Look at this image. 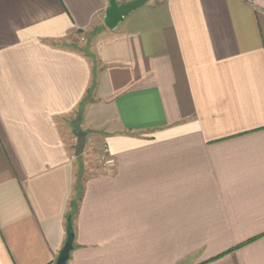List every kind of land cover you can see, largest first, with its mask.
<instances>
[{
    "label": "crops",
    "instance_id": "1",
    "mask_svg": "<svg viewBox=\"0 0 264 264\" xmlns=\"http://www.w3.org/2000/svg\"><path fill=\"white\" fill-rule=\"evenodd\" d=\"M109 4L0 0V264H264V0Z\"/></svg>",
    "mask_w": 264,
    "mask_h": 264
},
{
    "label": "water",
    "instance_id": "2",
    "mask_svg": "<svg viewBox=\"0 0 264 264\" xmlns=\"http://www.w3.org/2000/svg\"><path fill=\"white\" fill-rule=\"evenodd\" d=\"M151 0H129L126 2H119L118 0H109V7L105 11L103 18L104 24L109 29H115L118 25L124 22L133 12L144 6ZM77 135V149L76 154L81 155L86 144V132L78 130ZM75 232L72 223V216L68 217L67 239L61 249L56 262L54 264H68L71 257V252L74 249Z\"/></svg>",
    "mask_w": 264,
    "mask_h": 264
},
{
    "label": "rangeland",
    "instance_id": "3",
    "mask_svg": "<svg viewBox=\"0 0 264 264\" xmlns=\"http://www.w3.org/2000/svg\"><path fill=\"white\" fill-rule=\"evenodd\" d=\"M97 144V142L90 141L85 147L86 149H84V152L86 151L85 154L87 158H89L90 160H94L95 162L99 161L104 154L103 144Z\"/></svg>",
    "mask_w": 264,
    "mask_h": 264
},
{
    "label": "built area",
    "instance_id": "4",
    "mask_svg": "<svg viewBox=\"0 0 264 264\" xmlns=\"http://www.w3.org/2000/svg\"><path fill=\"white\" fill-rule=\"evenodd\" d=\"M103 148H104V154L106 155L107 148H105V147H103ZM104 154H103V157H104ZM103 157H102V158H103ZM107 162H108V163H112L113 160L110 159V160H108Z\"/></svg>",
    "mask_w": 264,
    "mask_h": 264
}]
</instances>
